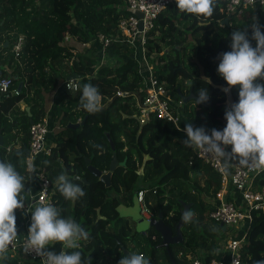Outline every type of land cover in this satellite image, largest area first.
I'll return each mask as SVG.
<instances>
[{
	"label": "trees",
	"instance_id": "16d2710c",
	"mask_svg": "<svg viewBox=\"0 0 264 264\" xmlns=\"http://www.w3.org/2000/svg\"><path fill=\"white\" fill-rule=\"evenodd\" d=\"M226 3L217 0L213 15L204 17L180 12L174 0L158 14L146 42L148 62L156 77L165 82L172 100H183L181 93L192 91L193 97L181 106L180 124L184 128L187 123L204 127L209 135L213 128L222 131L226 127L225 111L239 100V86L228 93L223 91L228 85L217 71V57L231 51L236 30L246 31L256 47L257 42L251 39L253 17L264 25L261 8H246L222 24ZM130 13L124 8V0H0V78L12 79L10 91L0 92V135L4 140L0 160L12 163L28 185L23 148L29 144L31 124L46 117L51 135L47 143L53 145L49 153L37 157L35 169L46 166L53 188L52 205L61 210V217L74 219L90 234L79 249L67 252L81 251L84 264H118L126 255L124 249L143 253L151 264H188L185 257L177 256L180 251L205 249L208 261L223 233L221 223L210 217L214 209L211 200L221 189V175L199 158L194 148L184 145L186 132L172 122L153 113L141 120L137 101L143 100L146 90L133 45L123 39L113 40L103 54L97 40L98 33H119L120 18ZM19 37L23 43L16 54L14 45ZM93 39L97 51H83V43ZM102 55H108L109 62L115 64L96 69ZM72 72L81 76L75 91L65 88L66 77ZM20 82L22 88L15 93ZM258 82L264 84V79ZM89 83L102 95V110L95 114L80 107L83 86ZM200 89H207L209 94L203 104L195 101ZM118 90L127 95L119 96ZM49 94L52 102L46 107ZM69 123L81 125L69 128ZM9 144L19 148L6 155ZM231 147L225 150L230 152ZM114 152L119 161L126 158V164L115 169L112 183L106 187L88 170L84 158L93 155L91 163L107 171ZM233 161L237 160L229 163ZM62 173L84 190L83 197L72 201L62 196L55 186L56 177ZM196 173L201 182L191 180ZM76 174L86 177L88 183ZM262 187L264 171L254 180L255 189ZM141 189H147L145 202L154 217L162 214L173 229L182 219L184 203H190L194 216L190 223L182 220L183 242L165 245L154 227L138 230L130 218L119 215L116 206L131 205L133 194ZM109 190L117 196H110ZM23 195L28 202L29 191ZM15 213L24 215L20 209ZM247 226L243 264H257L264 261V212L253 210ZM61 247L62 243L54 242L51 251L59 253ZM8 257L0 264H35Z\"/></svg>",
	"mask_w": 264,
	"mask_h": 264
},
{
	"label": "clouds",
	"instance_id": "9594fccd",
	"mask_svg": "<svg viewBox=\"0 0 264 264\" xmlns=\"http://www.w3.org/2000/svg\"><path fill=\"white\" fill-rule=\"evenodd\" d=\"M217 0H176L180 12L196 16L211 17ZM256 2V0H254ZM264 5V0H260ZM251 39L257 44L253 47L246 31L236 30L232 33L231 51L223 52L217 57V71L227 82L225 93L232 87L239 86V100L232 103L225 111L226 127L221 131L213 128L211 134L204 127H194L187 123L183 131L187 139L184 145L198 149L215 159L225 161L227 171L231 160L249 167L259 174L264 171V25L253 17ZM71 90V85H67ZM209 100L207 89H200L197 104ZM80 107L90 114L102 110V95L97 86L85 84L80 97ZM231 145V151L225 150ZM28 171L35 173V165L28 163ZM25 177L7 160H0V261L7 260L9 247L18 242L17 217L15 210L25 207ZM55 186L66 200L75 201L85 195L84 190L71 181L66 174L55 179ZM31 212V224L23 251L35 252L42 258V264H84L82 252L48 250L54 242L62 243L65 249H79L80 241H87L90 234L72 218L61 217V210L52 204H37ZM194 213H183L185 223L192 222ZM118 264H151L143 253L129 252L122 255ZM264 264V261H257Z\"/></svg>",
	"mask_w": 264,
	"mask_h": 264
},
{
	"label": "built area",
	"instance_id": "2783aa9c",
	"mask_svg": "<svg viewBox=\"0 0 264 264\" xmlns=\"http://www.w3.org/2000/svg\"><path fill=\"white\" fill-rule=\"evenodd\" d=\"M173 1L124 0V8H127L131 13L120 18L118 22L119 33L111 36L105 33H98L97 40L104 48L103 54H105V48L113 40L123 39L133 45L134 57L138 61L139 74L143 78L146 90V96L143 100H139L140 98H138L137 101L140 106L141 120L144 121L147 114L153 113L158 118L172 122L178 129L183 131L184 127L180 124L183 100H172L165 82L156 77L154 67L148 62L146 56L148 33L153 28L158 14ZM246 8L264 9V5H261L260 0H256V2L254 0H227L225 7L222 9L224 13L222 20L225 18L230 20L232 15L241 14ZM135 9L142 12L143 16L139 17L131 11ZM222 24L224 23L222 22ZM67 38L68 36L65 39ZM22 43V37H19L14 45L16 54L19 53ZM68 84L71 85V90L75 91L78 89L77 79L65 82V88L70 90L67 86ZM11 85L12 79L10 77L0 78V92L2 94L8 93ZM14 92L18 93L19 91L14 90ZM117 94L119 96L127 95V93L121 90H118ZM49 132V122L46 117L33 122L30 126V140L25 159L28 175H30L28 163L32 162L35 165L39 155L47 154L51 150L53 144L48 145L47 143ZM13 145L9 144L6 146V154L12 150ZM195 151L199 158L221 175V189L217 192L216 197L211 200L214 203V209L210 212V217L221 223L223 233L216 239V249L208 261L204 258L205 249H198L197 252L188 253H185L183 250L177 256L181 258L185 257L188 264H243L241 252L242 247L246 243V230L248 221L252 217V211L264 212V187L260 189L254 188V180L258 174L249 167L233 161L231 163L228 162L229 167L227 171H224L225 161L215 159L198 149H195ZM35 174L40 181L39 189L34 195L30 196L28 202H25L24 209H20L25 214V218L20 220V226L17 224L18 242L15 244V247L10 246L8 251V255L16 258L18 263L30 261L35 264H42V258L36 255L35 252L26 254L22 248L23 243L27 239L31 224V212L27 211L28 206H31L32 210H34L37 204H52L53 188L46 166L40 165ZM146 191L147 189H141L137 194L140 205L139 213L151 221L154 215L145 202ZM223 226H225L224 229ZM81 243L82 241H80ZM52 247L53 244L49 245L48 250H51ZM60 251H66L63 245Z\"/></svg>",
	"mask_w": 264,
	"mask_h": 264
},
{
	"label": "water",
	"instance_id": "95a60500",
	"mask_svg": "<svg viewBox=\"0 0 264 264\" xmlns=\"http://www.w3.org/2000/svg\"><path fill=\"white\" fill-rule=\"evenodd\" d=\"M134 14L138 15L139 17H142L143 14L142 12H140L139 10L135 9V10H131ZM228 18H225L222 20L223 23L227 24L228 23ZM7 44V42H6ZM78 78H81L80 75L78 74H75L74 72H72L71 74H69L67 77H66V80L67 81H70L72 79H78ZM22 88V82H20L19 86H18V91H20ZM181 97L183 99V102H187L190 98L193 97V94H192V91H190V93L188 95H183L181 93ZM26 110L29 112L30 108L27 107ZM30 114V112H29ZM84 120L81 121V123H83ZM81 123H77V124H72V123H69L68 124V127L69 128H77L78 126L81 125ZM107 138L109 140V143L111 145V148L113 150H115V143L113 141V139L111 138V135L109 133H107ZM4 144V140H3V136L0 135V148L1 146H3ZM24 152L27 154L28 153V149L25 147L23 148ZM93 155H91V157H85L84 158V161H85V164L88 168V170L94 174L95 176H97L101 181L104 182L105 186L106 187H109L112 183V174L113 172L115 171V169L119 166V165H122L124 166L126 164V158L122 161H119L118 158H117V154L116 152L113 153V156H112V160H111V163H110V166H109V169L107 171H102L100 170L98 167L94 166L92 163H91V159H92ZM76 177L77 178H81V180L84 182V184L88 183V180L86 177H80L78 176V174H76ZM25 184V192H28L29 191V187L26 183ZM189 207H190V203H184V208L182 209V216H183V213L185 211H188L189 210ZM116 211L119 213L120 216L122 217H126V218H130L134 221L137 222V224H147V227H136L138 230H147L148 228H150L151 226L154 227L156 230H158L156 227L159 228V232L162 231L164 232L162 229H160L159 227V222H155L154 219H151V221L147 220L146 218H144L139 212H140V205L138 203V199H137V193H134L133 194V197H132V204L131 205H126V204H123V203H119L117 206H116ZM159 220H162V214H160V216L158 217ZM182 220L181 219L179 221V223L181 222L182 223ZM163 221V220H162ZM157 225V226H156ZM156 226V227H155ZM168 227V226H167ZM225 228V226H223V229ZM177 236L175 238V241L174 242H183L184 241V236L182 235V230H180L179 228L177 229ZM162 236V235H161ZM173 243V242H172ZM164 244V243H163ZM170 244V243H168ZM168 244H165V245H168ZM124 252L125 254H128L129 252H135V251H128L127 249H124Z\"/></svg>",
	"mask_w": 264,
	"mask_h": 264
},
{
	"label": "rangeland",
	"instance_id": "374dc122",
	"mask_svg": "<svg viewBox=\"0 0 264 264\" xmlns=\"http://www.w3.org/2000/svg\"><path fill=\"white\" fill-rule=\"evenodd\" d=\"M95 39V38H94ZM92 40V41H89V42H86L85 44H83L84 46H83V48H84V50L83 51H85V52H89V50H93V51H97V49H96V47L94 46V45H97V43H95V40ZM94 44V45H93ZM87 49H89V50H87ZM108 56V55H107ZM107 56H105V55H102V57L100 58L101 60H99V62L96 64V69L98 68V67H100V66H102L103 64H106V63H109V65L111 64V65H114L115 64V61H113V60H110V62H109V56L107 57ZM51 102H52V96L49 94V95H47V97H46V100H45V105H46V107H49L50 106V104H51ZM22 105H23V103H21ZM2 107V106H1ZM49 137L47 138V139H50L51 138V135H48ZM49 140H47V142H48ZM29 180H30V182H31V184H32V182L35 180L34 178H37L38 179V177H37V175L35 174V173H30V175H29ZM195 179H199V182H201L202 181V179L201 178H199V174H193V176H192V179L191 180H195ZM38 191V190H37ZM36 191V192H37ZM109 192V195L110 196H112V197H116L117 196V194H116V192L115 191H108ZM119 196V195H118ZM117 200V199H116ZM152 219H154V221L155 222H159V227H160V229H162L164 232H162V231H160V233H161V235H162V240H163V243L164 244H168V243H172V242H174L175 241V238H176V236H177V229L179 228L180 230H182V223L180 222H178L176 225H175V227H174V229L170 226V225H168V224H166L164 221H162V220H159L158 218H156V217H152ZM130 221L132 222V226L134 227V228H136L137 226L138 227H147V224H137V222L136 221H134V220H132V219H130ZM157 226V225H156ZM155 226V227H156ZM168 226V227H167ZM158 230H159V228L158 227H156ZM185 240V239H184ZM179 258H181V257H179Z\"/></svg>",
	"mask_w": 264,
	"mask_h": 264
},
{
	"label": "crops",
	"instance_id": "0c3cea01",
	"mask_svg": "<svg viewBox=\"0 0 264 264\" xmlns=\"http://www.w3.org/2000/svg\"><path fill=\"white\" fill-rule=\"evenodd\" d=\"M231 105V104H230ZM13 148H12V150L16 147V148H19V145H17V144H14L13 146H12ZM28 147V146H27ZM26 147V148H27ZM25 148V147H24ZM11 150V151H12ZM10 151V152H11ZM9 152V153H10ZM5 153H6V151H5ZM7 155V154H6ZM28 178H30L29 177V175H28ZM35 180L32 182V184H31V182H30V180H29V183H28V187H29V194H30V196L31 195H34L35 193H36V191L39 189V186H40V181L37 179V178H34ZM16 214V217H17V224L20 226L21 224H20V220L21 219H23V218H25V214L23 215V216H21V214L20 213H15Z\"/></svg>",
	"mask_w": 264,
	"mask_h": 264
}]
</instances>
